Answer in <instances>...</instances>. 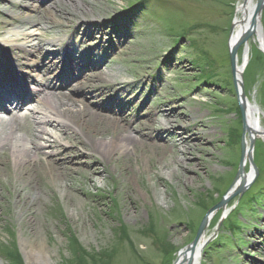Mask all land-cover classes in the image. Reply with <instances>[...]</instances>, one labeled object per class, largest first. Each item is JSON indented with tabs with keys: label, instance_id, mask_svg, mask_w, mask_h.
Returning <instances> with one entry per match:
<instances>
[{
	"label": "rangeland",
	"instance_id": "obj_1",
	"mask_svg": "<svg viewBox=\"0 0 264 264\" xmlns=\"http://www.w3.org/2000/svg\"><path fill=\"white\" fill-rule=\"evenodd\" d=\"M22 1L0 0V34L24 28L23 16L15 13H31ZM55 1H29L42 10L31 29L34 39L74 43L68 56L67 49L62 52L77 59L72 69L77 75L87 63L106 61L94 70L104 73L96 83L106 96L94 104L118 105L127 123L141 130L150 114H173L177 122L184 121L175 128L188 131L194 148L183 154L169 148L161 158L143 146H130L131 152L117 151L105 163L92 156L89 166L105 169L106 180L90 186L92 172L84 169L73 189L86 187L87 197L73 191L68 198L63 197L70 185L63 175L67 170L50 176L43 170L47 165L40 164L30 171L29 184L15 171L10 152L0 150V264H174L195 240L203 219L230 192L239 170L243 123L229 32L240 0H63L65 6ZM62 7L66 25L43 31L46 12L61 16ZM260 24L264 34V12ZM254 37L241 80L248 100L264 113V52ZM11 65L0 47V73L6 75L1 89H7ZM55 65L50 76L35 69L30 80L49 91L72 94L57 81L67 71L65 63L58 59ZM109 78L118 81L113 93L104 87ZM123 79L126 83L121 84ZM107 129L103 136L110 141L115 131ZM18 134L30 144L27 129ZM67 134L64 141L72 149H61L57 164L67 157L86 161L88 149L81 136ZM129 134L139 138L135 131ZM255 139L259 174L241 197L229 201L230 213L220 226L222 212L214 213L207 231L212 240L201 264H264V138ZM178 158L184 162L180 169ZM172 163L178 177H162L160 172L169 173ZM10 255L19 261L12 262Z\"/></svg>",
	"mask_w": 264,
	"mask_h": 264
},
{
	"label": "bare ground",
	"instance_id": "obj_2",
	"mask_svg": "<svg viewBox=\"0 0 264 264\" xmlns=\"http://www.w3.org/2000/svg\"><path fill=\"white\" fill-rule=\"evenodd\" d=\"M29 1L23 0L22 3L31 14L15 13L16 16H23L26 23L24 28H14L7 30L4 34H0V47L5 49L12 61L11 72L7 73V89L0 88L3 93V95H0V112L8 114L7 105H16L11 116L8 115L10 118L0 116V150L3 149L10 152L9 155L12 157L14 169L19 173L22 180L24 179L27 183L32 184L33 177H31L30 171L32 169L38 170L41 165L46 164L47 166L43 170L47 171L50 176H59L56 170H67L63 175L64 178L68 179L70 185H67L68 191L63 193V197L68 198L69 193L73 191L78 195L87 197L88 192L86 187L73 189L75 187L76 176L82 175L85 170L91 171L92 175L87 177V181L93 187H96L98 182L105 181L107 176L105 169L98 167L91 168L89 166L90 161L92 162L90 158L92 156H98L97 158H100L98 161L105 163L117 151L118 153L131 152L130 146L137 147L139 145L151 151L156 157L161 158L167 155L169 148L177 150L182 154L193 150L194 146L191 144L193 138L190 137L188 131L182 128H175L178 125H183L184 121L177 122L172 118L173 114L171 115L167 112L153 113L155 115L150 114L147 124L141 130L127 123L125 115L121 112L123 109L118 105H113L110 102L105 105H95L94 103L100 97H105L106 94L102 93V89H99L101 84L97 85L96 83L102 81L104 73H102V70L100 72H94V70H97V67L101 65L103 66V63H106V61L99 62L96 65L87 63L79 71L78 75L77 73H72V69L78 66V62H76V58L70 60L67 56L75 49V44L56 37L37 42L34 39L35 34L31 29L36 25L35 20L40 17L38 14L42 10ZM56 2L61 6H65L63 0H57ZM256 2L257 0L239 1L229 32L230 48L235 46L238 39L249 26ZM65 11L64 7L59 9L58 12L60 15L62 14L61 16L57 13L51 14V12H46L47 15L41 29L44 31L50 25L64 27L66 25V22L63 21L66 20L63 15ZM6 13L7 15L15 16L13 12L6 11ZM4 23L10 25L7 21ZM257 31L258 33L254 37L253 42H256L264 52V34L261 32L260 27H258ZM251 44L250 40L248 44L242 46V50L240 51H243V53L239 51L237 54L236 76L238 81H241L243 73L250 62ZM65 49H67L66 57H64L65 55L62 52ZM31 59L33 63H30ZM58 59L62 63H65L67 71L59 75L57 81L61 84V89L66 88L71 91L72 94L70 95L56 88L49 91L38 86L36 81L30 80L32 72L36 70H41L39 72L45 77L50 76L53 73L52 67L57 63ZM3 75V73H0V85L5 81L6 75ZM76 77L83 78L80 82L74 83ZM115 77L117 76H113V78ZM109 80L111 78L106 80L107 85L104 87H108L105 89H109L113 93L115 90H118V84H116L118 81ZM119 81H124L121 84L126 83L124 79ZM33 85L35 86L34 88ZM81 96L87 101L91 97L93 101H81L79 98ZM246 99V122L250 128V135L254 138H264V126L262 125L264 113L258 105L248 100L247 96ZM32 101L33 104H27L32 103ZM121 123H125L128 128L121 126ZM99 126L102 127L100 135L97 132ZM107 128L114 129L115 131L110 141H105L103 136L108 131ZM24 129L28 130L31 138L30 144H27L26 139L18 134L19 131H24ZM130 131L137 132L139 138L131 136L129 134ZM67 133L79 134L81 136L80 143L88 149L86 161H72L66 154L62 158H67L57 164L56 159L61 157V153L58 152L63 148H71L69 143L64 141V136H68ZM250 135L248 133L245 136V177L233 185L227 194L226 198L228 202L224 209V215H228V204L230 200L235 198L236 188L243 183H252L253 180V172L247 171L250 155ZM71 153L74 155L75 150H72ZM1 155L4 156L5 154ZM34 156H36V159ZM76 162L79 163L78 167L75 166ZM175 163L180 169L184 162L178 158ZM167 166L169 167V173L161 171V176L171 180L178 177V169L173 167L174 163ZM66 175H69V178ZM28 195L29 193H27ZM213 219L214 215L210 216V222ZM208 238V235L205 234L201 245ZM201 245L195 254L196 264H201L202 262L203 251H201ZM183 258L184 256L180 255V261Z\"/></svg>",
	"mask_w": 264,
	"mask_h": 264
},
{
	"label": "water",
	"instance_id": "obj_3",
	"mask_svg": "<svg viewBox=\"0 0 264 264\" xmlns=\"http://www.w3.org/2000/svg\"><path fill=\"white\" fill-rule=\"evenodd\" d=\"M264 11V0H257L256 6L254 8L252 17H251V22L249 24V26L247 27V29L244 31V33L242 34V36L238 39V41L236 42L235 46H233L230 50V58H231V66H232V74H233V79H234V86L236 89V93H237V97H238V103H239V107L241 110V114H242V119H243V126H244V134H243V141H242V159H241V163H240V169H239V173L238 176L236 178L235 183L239 180V179H244L245 177V164H246V148H245V136L246 133L249 132L250 133V128L247 125L246 122V103H247V99H246V95H245V91H244V85L241 81H238L237 76H236V68H237V54L239 49L243 46L249 43V41L258 33V27H260L261 29V24H260V20L262 17ZM254 145L255 142L252 139L251 140V145H250V155H249V160L250 163L254 166L253 164V158H252V152L254 150ZM256 172L258 173V170L255 167ZM247 187H249V185L247 186L245 183H243V185L238 189V191L235 193L234 196H237L239 194H242L246 191ZM227 200L224 199L219 205H217L208 215L207 217H205L204 221L201 224V227L197 233V236L195 238V240L193 241V243H191L189 246L186 247V249L184 251L181 252V255L184 256L183 260L180 261V259H178L175 264H196L195 262V254L196 251L198 249V247L201 245L202 239L205 235L206 229L208 227L209 224V216L212 212L225 208L227 205ZM222 222V221H221ZM210 241H206L203 242V244L201 245V251H203V249L207 246V244Z\"/></svg>",
	"mask_w": 264,
	"mask_h": 264
},
{
	"label": "trees",
	"instance_id": "obj_4",
	"mask_svg": "<svg viewBox=\"0 0 264 264\" xmlns=\"http://www.w3.org/2000/svg\"><path fill=\"white\" fill-rule=\"evenodd\" d=\"M9 257L11 258V261H12V262H15V263H16L17 260L19 261L17 255H16V257H14L13 255H10Z\"/></svg>",
	"mask_w": 264,
	"mask_h": 264
}]
</instances>
